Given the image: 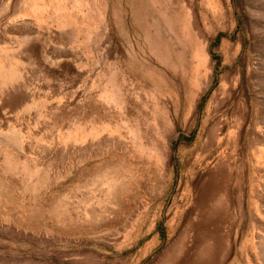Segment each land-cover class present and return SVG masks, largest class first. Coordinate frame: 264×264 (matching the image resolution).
<instances>
[{
  "label": "rangeland",
  "instance_id": "obj_1",
  "mask_svg": "<svg viewBox=\"0 0 264 264\" xmlns=\"http://www.w3.org/2000/svg\"><path fill=\"white\" fill-rule=\"evenodd\" d=\"M173 4L0 0V264H165L229 156L219 264H264V0H192L189 27Z\"/></svg>",
  "mask_w": 264,
  "mask_h": 264
},
{
  "label": "bare ground",
  "instance_id": "obj_2",
  "mask_svg": "<svg viewBox=\"0 0 264 264\" xmlns=\"http://www.w3.org/2000/svg\"><path fill=\"white\" fill-rule=\"evenodd\" d=\"M153 1L160 7L166 4L170 5L174 1V11H179L182 14L187 27L192 26L191 23L195 22H200L201 24V21L198 20L199 18L196 19V14L191 12L192 0ZM44 57L47 59L46 56ZM194 58L197 59V64L193 67L195 76L191 81V90L188 92L191 100H193L192 89L199 90L198 88L200 87L198 74L201 68L200 57ZM127 101L130 126L137 125L141 133L144 130L152 135L154 128L149 123L151 110L148 109V102L145 101L144 96L139 95L132 88L129 91ZM158 104H156L155 114L157 113L158 119L161 120L162 110L160 104L159 106ZM231 165L232 156H229L205 170V174H195L197 181H193L194 191L192 207H190L191 212L185 219L187 223L177 236L175 247H172L176 248L175 251L173 249L166 259L162 257L166 261L165 264H174V259H179L181 261V263L180 261L178 262L179 264H219L223 260L227 251L226 240L228 232L234 223L231 214L236 204H233L232 198L233 195L235 197L238 195L237 190H239L237 189L239 185L237 178L232 175ZM162 262L164 261L162 260Z\"/></svg>",
  "mask_w": 264,
  "mask_h": 264
}]
</instances>
